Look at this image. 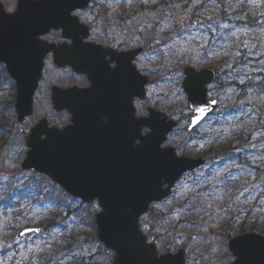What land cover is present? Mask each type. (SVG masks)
<instances>
[{
    "label": "rangeland",
    "instance_id": "obj_1",
    "mask_svg": "<svg viewBox=\"0 0 264 264\" xmlns=\"http://www.w3.org/2000/svg\"><path fill=\"white\" fill-rule=\"evenodd\" d=\"M120 1L125 3H122L126 10L124 17L117 16V10L110 18L109 15L104 16V20H108L110 26L122 28L124 41L127 42L124 43L126 48L142 46L146 41L149 42L146 51L139 57H143L142 62L145 65L143 73L148 75L150 82L147 86V98L143 101L139 100L138 103L143 105L145 114L148 112V107L152 106L180 121L178 129L169 136L163 146H174L181 155L195 157L197 154H203L212 157L222 148L232 144L235 141L234 131L228 128L223 131L212 129L214 116L198 128V133L205 134L206 138L197 133L193 134L192 138L186 136L187 116L191 114V110L182 87L184 75L179 79L174 75L177 70L183 72L182 67L186 63L198 67L218 65L219 62L213 56L215 50L209 47V40L212 35L219 33L223 25L231 23L230 15L223 11V8L227 7L225 0H215V3L212 0H205L204 4L208 8L201 13H193L187 6H195L203 0H166L165 3L161 0L148 3L132 0L131 5L127 0ZM254 1L256 11H259L258 15L264 13V0ZM0 2L6 11H15L17 0H0ZM114 4V8L119 6V3ZM209 8L212 10L211 13ZM117 17L121 20L120 26ZM141 27L144 31H136ZM170 29L171 33L167 37L166 33L170 32ZM227 31L235 32L236 35L233 37L243 33L241 28L235 30L228 28ZM248 34L251 32H245L244 35L255 43L256 40L247 36ZM135 36L141 39L133 42ZM145 36L150 38L145 39ZM156 39L160 42L156 43ZM218 40L216 38L214 41ZM172 45L175 47L172 48ZM173 52L178 55H173ZM181 58L184 62H181ZM207 58L211 64H203ZM221 79L227 80L226 76ZM214 85H212L213 89H218L211 90L210 95L220 98L222 108H225L233 100L234 91L228 89L222 92L219 91L220 86L214 87ZM14 94V83L5 75L2 65L0 68V264H24L25 260L27 264H44L42 257L45 256L53 257L50 264H73L80 260H82L81 264H112L106 255V247L94 238L97 227L96 214L91 208L93 202L86 204L80 199L69 198L45 179H42V182L48 192V203L52 199L50 196L52 193L63 200L58 201V204L64 208L58 220L62 221L61 225L64 227H56L52 232L55 235L53 237H49V233L45 235L43 233L30 234L20 239L14 238V234L23 228L27 219L36 217L37 221L34 222L36 226L45 217V212L35 209L36 211L29 212L31 218H27L28 209H24L25 215L16 218L10 211L5 212L6 208L1 203L15 183L19 182V178H22L21 161L27 152L25 136L29 127L37 122L41 113H44V108L52 109L51 103L45 101L42 93L40 95L38 93L35 99V114L24 123L18 124L13 108ZM250 114L241 113L238 117L231 118L230 126L240 128L244 124L252 125L254 117L252 118ZM50 118L52 122L57 120L55 115H51ZM208 168L206 165L197 173L185 174L177 182L173 194L161 203L155 204L153 210L143 217L147 225L145 230L154 238L160 253H175L183 248L186 251L187 264H230L235 258L229 248L231 238L248 232H256L264 236L263 178H254V171L251 172L249 167H237L228 175L225 173L228 170L209 175ZM197 193L203 195L198 196ZM209 193L211 196L208 195ZM208 203L212 204L211 209L207 208ZM45 205L48 206L47 203H40V206ZM195 209H205L209 212L220 209V211L213 212L214 218L209 219L203 212ZM61 211V209L56 210L55 214ZM64 247L67 249L60 251ZM53 250L60 252L54 254ZM82 251L85 254L80 255ZM46 253L49 255H45ZM74 253L77 255L74 256Z\"/></svg>",
    "mask_w": 264,
    "mask_h": 264
},
{
    "label": "water",
    "instance_id": "obj_2",
    "mask_svg": "<svg viewBox=\"0 0 264 264\" xmlns=\"http://www.w3.org/2000/svg\"><path fill=\"white\" fill-rule=\"evenodd\" d=\"M65 2L66 0H39L38 3H33V0H18L14 12H7L0 2V57L6 58L1 61L7 65L10 75L16 81L15 107L19 122H23L27 116L33 113L34 94L42 76L44 63L38 74L21 85L18 76L15 74L16 69L13 61L21 52H27L32 70L35 71L36 57L40 55V51L33 45L32 34L55 23L60 17L62 5ZM78 2L84 4L83 8L89 4V0H78ZM82 26L85 27L83 24ZM49 47L52 49V46L49 45ZM139 51L141 50L134 53ZM132 53L128 52V55ZM71 62L76 63V60L72 59ZM188 71L205 74L204 95L193 97L185 90L189 96L190 107L194 111L198 107H205L207 110L204 117L199 121L200 123L214 111L218 104L216 99H208L207 85L213 81L214 73L208 69L197 70L186 65L184 67L186 77ZM141 80L143 83L137 88L138 95L136 96L143 99L147 79L141 76ZM80 96L79 101L73 106L76 115L75 127L69 128L64 134L53 135L49 147L39 150L35 147V129L42 127L46 132L53 133L59 132V130L45 128L46 120H42L32 129L31 134L27 137V145L30 149L22 164L24 169L35 168L48 174L72 195L88 202L96 199L93 195L94 189L102 188L108 192L112 199L119 201L123 208L136 206L140 199L150 192L155 174L159 171H167V179L161 184L159 191L154 192L152 198L147 199L146 203L140 204L139 217H141L149 210L152 202L160 201L171 194L176 182L186 171L193 170L204 163L202 158L179 156L175 147L165 148L171 154L173 163L162 160L154 152V142L146 144L142 150L133 149L131 139L136 133V126L129 119L130 105L127 95H118L114 98L110 96L93 97L89 90ZM213 100L216 101L215 104L212 103ZM53 103L57 110L65 108L62 106L65 101L58 99L56 93L53 95ZM102 106H106L105 109H109L110 113L115 115L114 120H111L107 127L103 124L97 126L95 122L96 114H94L93 108H101ZM99 112H101L100 109ZM195 113V116L199 115L196 111ZM148 116L155 118L158 129L166 141L168 135L177 126V122L174 119H169L165 113L153 108L149 109ZM84 117V121H80ZM199 123L190 124L188 129H193ZM77 132L81 136L75 140L74 134ZM105 133L118 135V138L111 139L104 135ZM139 220L138 229L141 231ZM97 223L98 237L106 245L107 237L100 228L98 218ZM36 228L39 229L37 233L42 231V228ZM25 229L16 234L15 237L18 238L31 233V231L25 232ZM22 232L25 234L21 235ZM141 234L145 237L146 247L154 248L156 255L160 256L156 245L148 243L147 237L142 231ZM242 235L252 236L257 241L264 240L263 235L254 232ZM236 238L230 241L231 251L237 257L232 264H237L238 259H240L232 245V241ZM166 255L173 257L172 264H186L183 249L177 253H166ZM144 259L145 264H147V261L151 259V253H145ZM243 261L244 264H264V245L255 243L249 247L243 254Z\"/></svg>",
    "mask_w": 264,
    "mask_h": 264
},
{
    "label": "snow or ice",
    "instance_id": "obj_3",
    "mask_svg": "<svg viewBox=\"0 0 264 264\" xmlns=\"http://www.w3.org/2000/svg\"><path fill=\"white\" fill-rule=\"evenodd\" d=\"M39 0H33V3H38ZM144 3L151 2V0H142ZM215 3V0H212ZM228 8H232L231 0H225ZM127 3L131 5L132 0H127ZM84 4L78 2V0H66L62 5V11L59 19L50 24L46 29L34 32L32 34V42L35 47L40 51V55L36 57L35 61V71L32 70L30 57L27 52H21L16 60H14L15 74L18 76L21 85L25 84L30 78H33L35 74H38L42 64L45 62L46 58L50 57L52 50L49 47L48 39L49 32L51 29H59L63 36V45L55 50L58 51H72L77 54H94L103 50L104 55L102 58L101 69L108 74H117L122 70H126L128 77L134 83L135 90L128 94V103L130 105L129 119L136 126V133L131 139V147L137 151L142 150L146 144L154 142V152L162 160H168L173 163L171 154L163 147L165 141L163 134L159 131L158 126L155 122L153 116H148L144 113L143 105L137 103L133 105V98L138 95L137 88L143 83L141 80L142 72L145 68L143 57L136 58V54L132 53L129 55H120L117 51H108L94 45L91 40L92 37L88 36V28L83 27L82 24H88L91 26V18L86 16L81 12ZM212 19V17H209ZM151 25H149L150 27ZM195 27V25H192ZM224 28H228L229 25H223ZM97 30H93V34H96ZM136 31H144L141 27ZM233 36L236 35L235 32L232 33ZM150 37L145 36V39ZM141 38L139 36L134 37V41H139ZM109 47L118 48L123 41V38L117 39L115 42H109L105 40ZM159 39H156V43H159ZM172 48L175 45L171 46ZM248 47V45H244ZM173 55H178L173 52ZM239 55V53H237ZM114 56L116 57L114 59ZM6 58L0 57V60ZM70 62V61H68ZM181 62H184L181 58ZM76 71L81 74H86L87 79L90 81V86L81 90L80 92H86L92 89L93 82L91 79L90 72L79 67L76 63L70 62ZM264 64V60L260 61ZM229 68L232 65H228ZM2 68V65H0ZM253 71L264 72V68L253 69ZM174 75L179 79L184 75L183 72L177 70ZM205 74L197 73L193 71H188L187 77L184 79L183 88L187 93L193 97L205 94ZM248 81L251 85H255L258 91L264 95V77H261L255 81L252 80L250 76L244 74V78L240 79V84H245ZM213 104L216 103L215 100L212 101ZM62 106L66 107L72 115V120L69 126L63 128L59 132H46L42 127L35 129V147L39 149L47 148L50 145V140L55 134H64L69 128L75 127V112L73 106L70 103H64ZM199 115L190 118L189 123L195 125L206 114L205 107H198L195 109ZM103 123H108L107 116L102 117ZM167 179V171H159L155 174L154 182L150 192L144 195L139 203L134 207L123 208L121 203L117 200L112 199L108 192L104 189H94L93 195L96 197L95 202L92 203L91 208L94 214H97V218L100 222V228L105 233L107 237V243L105 245L109 260L112 264H145L144 254L150 252L151 259L147 261V264H172L173 257L169 255H156L154 248L146 247L145 237L141 234L138 229L139 217V206L142 202L146 203L147 199H151L154 192H158L161 184ZM198 196L203 195L202 193H197ZM211 196V193L208 194ZM159 207V205H156ZM207 208L211 209L212 204L208 203ZM196 211L203 212L204 216L209 219H213V212L218 213L220 209H213L209 212L205 209H195ZM203 219V217H201ZM146 219V218H145ZM143 222V221H140ZM146 227V225H145ZM38 232L39 229H25V232ZM25 232L20 233L24 235ZM259 243L264 245V240L257 241L256 238L248 235H241L232 241L233 248L237 253L238 259L237 264H244L243 254L244 252L254 245ZM85 254L83 251L80 255ZM74 256L77 254H73Z\"/></svg>",
    "mask_w": 264,
    "mask_h": 264
},
{
    "label": "trees",
    "instance_id": "obj_4",
    "mask_svg": "<svg viewBox=\"0 0 264 264\" xmlns=\"http://www.w3.org/2000/svg\"><path fill=\"white\" fill-rule=\"evenodd\" d=\"M151 1L156 2V0ZM165 1L161 0L162 3ZM204 1L195 6L192 5V7L187 6V8L193 13L207 11L208 7ZM231 4L233 5L232 8H228V6L223 8V11L230 15L233 23H228V28L231 30L241 28L243 33L238 37H233V35L226 34L228 28H220L219 35L225 42L219 43L211 38L209 45L218 52L220 59H222L215 66L220 80L219 91L225 92L228 89L234 91V97L229 103V107L215 113L212 129L223 131L228 128V130H233L235 141L220 150L218 161L212 164V169L221 171L227 167L231 169L249 167L251 172L254 171V178L262 177L264 183V95L258 91L255 85L250 86L248 81L243 85L239 82L240 79L244 78V74L250 76L253 81L264 77V72L253 71V69L264 68V64L260 63L261 60H264V13L258 15L259 11H256L254 0H234L231 1ZM209 9L211 13L212 10ZM124 11L126 12V10ZM245 32H251L247 36L255 39L256 42L252 43L250 39H247L244 35ZM244 45H248V47H244ZM228 65H232V67L229 68ZM225 76L227 80H222L221 78ZM241 113H251L250 116L254 117L252 125L244 124L240 128H238L239 126L235 128L230 126L231 118L233 116L238 117ZM210 172L212 171L210 170ZM23 194L24 189L12 187L10 193L2 199V206L16 209L20 206V201L27 195V193ZM29 220L27 219V225L31 223H28ZM51 225L52 223L48 226ZM96 236L94 234L97 241ZM81 263L82 260L73 264Z\"/></svg>",
    "mask_w": 264,
    "mask_h": 264
},
{
    "label": "flooded vegetation",
    "instance_id": "obj_5",
    "mask_svg": "<svg viewBox=\"0 0 264 264\" xmlns=\"http://www.w3.org/2000/svg\"><path fill=\"white\" fill-rule=\"evenodd\" d=\"M116 2L117 0H89L88 6L82 8L81 12L91 18V26H89L88 24H84L88 28V36L92 37L91 42L94 45L105 50L117 51L120 55L123 56L126 55L124 53L125 51L134 48V46L126 48L124 42H122L120 46L116 48L109 47L108 44H106L105 42L106 39L109 42H115L119 38H123L124 41L122 28L110 26L108 25L109 21L104 20V16L109 15L110 18L112 17V14L116 13L115 9L117 7H113L115 5L114 3ZM118 23L120 26V18L118 19ZM94 29L97 30L95 35L93 34ZM48 35V44L52 46V52L50 57L46 58L44 62L42 76L35 91L33 114L26 117L25 120L29 119L35 114V99L38 93L39 95L42 93V96L44 97L45 101H49L51 103L52 109H47V107L46 109L44 108V113H41V116L38 118L37 122L34 123L31 127H29V131L25 136V144L26 138L29 134H31L32 129L36 126L39 121L43 119H47L48 125L55 126L58 128H64L71 123V113L66 107L61 110H57L53 103V95L54 93H56L58 99H63L65 103H70L72 104V106H74L82 96H80V94H82V92L80 91L85 90L90 86V81L87 79L86 74H81L80 72L76 71L73 65L70 64L72 59H75L79 62L76 63L79 67L90 72L91 79L93 82V87L90 90V94H92L93 97L110 96L114 98L118 95L128 96V94L131 91L135 90L136 87L131 81V79L128 77L126 70H122L117 74H108L101 69L102 58L104 55L103 50L88 55L77 54L70 50L58 51L55 53V50L59 49L63 45L62 33L59 29H51ZM139 56L140 55H136V58H139ZM115 58L116 57L114 56V59ZM0 65H3L5 75L14 83L15 94L13 97L15 100L17 95L16 81L10 76L7 67H5L3 63H0ZM139 100V97H134V106L139 102ZM13 108L16 112L15 104H13ZM105 108L106 106H102L101 108H93V110L98 111L100 109L101 112L97 115L102 114L100 116L101 124L107 127L109 122L111 120H114L115 115H112L110 113V110ZM51 115H55L57 117L56 122L51 121ZM105 116H107L108 118L107 124L103 123L102 121V117ZM25 120L23 121V123L25 122ZM97 124H100V122L96 120V125ZM104 135L109 136L111 139H116V137L118 138V135L116 136L115 134L108 135L107 133H105ZM80 136L81 134L77 133L75 134L74 139L77 140Z\"/></svg>",
    "mask_w": 264,
    "mask_h": 264
}]
</instances>
